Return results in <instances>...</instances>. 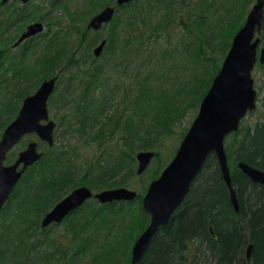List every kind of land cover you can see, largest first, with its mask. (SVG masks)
<instances>
[{
  "label": "trees",
  "instance_id": "16d2710c",
  "mask_svg": "<svg viewBox=\"0 0 264 264\" xmlns=\"http://www.w3.org/2000/svg\"><path fill=\"white\" fill-rule=\"evenodd\" d=\"M99 1L90 0L92 6L89 10L97 8ZM114 1L108 0L107 4H112ZM168 1L170 4L173 2ZM203 2L202 20L199 23L201 26L208 22L209 15L206 9L210 10L216 4L221 16L219 21L216 17L214 25L210 26L213 31L216 30L215 26L222 27L224 23L234 22L231 33L226 38L225 45L229 47L233 36L241 28L253 0H204ZM163 3L162 0H151L147 5L134 0L119 7L115 18L108 24L105 54L109 52V55H115L118 51L128 54L130 46L133 45L131 41L139 40V24L144 25L146 18L150 15L149 12ZM168 8L171 9L170 6ZM1 13L4 12L0 11ZM164 16L169 19L170 14L163 15V18ZM25 18L26 16L22 14L15 17L13 22L8 21L10 23L7 24L8 28L9 25L10 28L16 27L21 22V29ZM164 25L168 26L169 22L163 20L156 24V28ZM4 26L5 24L3 28ZM10 31L11 29L8 35L0 36V47L3 49L0 56V72L4 67L3 64L9 63L10 68L7 67L3 74L11 69L13 73L11 80L18 78L16 82L18 99L13 101L14 98L0 97V127L2 129L17 116L23 99L32 90L37 89L41 80L61 73L66 64L75 62L73 57L68 59L70 55L67 52L69 36L71 33H76L72 29L70 33L65 34L54 31L50 39L45 37L44 41H41L47 42L43 45L38 43L35 46L32 39L22 47L24 49L21 54L9 58V52L6 53L4 47L9 46L10 39L12 40L13 35H10ZM209 31L212 30L209 29ZM87 35L88 30L84 29L83 38ZM98 39L99 37L95 36L90 38L89 47L94 46ZM71 51L72 47L69 52ZM189 52L193 58L199 59L203 51L195 48L192 53L191 48ZM87 55H89L88 52ZM128 60L129 58L126 57L125 63ZM95 61L97 59L93 58L94 66L89 73L83 92L85 104H79L77 107L76 121L80 123V126L76 130L81 133H88L86 127L97 119L98 114H103L104 106L109 98L107 94L103 96L98 101L99 108L91 106V103L98 100L92 93L94 89L95 92L98 90V87L95 88L96 85L102 84L101 75L104 72V66L95 64ZM120 65L121 60L117 63V66ZM215 69L216 71L207 80L203 79V73L193 74L191 90L203 88L197 96V101L202 99L211 86L212 79L219 68ZM76 77L75 73L69 75L68 91L73 88L75 79H78ZM3 78L4 76H0V80ZM23 79L30 81V84L24 88L21 84ZM140 86V94L137 100L135 99L136 107L133 110L140 115L139 122L142 125L139 126L132 115H128L125 119L122 114L115 115L109 118L114 127L111 130L108 125L106 128H100L94 136L96 140H103L107 136V129L110 135H113L116 130H122L126 133H124L125 140L129 145L140 151L148 150L155 141V135H153L155 128H160L161 133L170 131L190 103L185 100L179 104L175 102L177 97L184 94L183 88L155 87L149 78L140 82ZM191 90L188 94L193 95ZM151 93H155L156 97L152 98ZM91 94L92 98L87 100ZM148 115H152V119L144 122L143 118ZM235 145L236 147H233V144L225 147L230 165L232 159L237 162V166L231 168V173L241 202L240 210L235 211L217 157L213 153L210 154L192 181L189 193L181 207L169 223L163 225L154 235L138 263H132L131 248L136 238L147 227L150 215L141 207L132 206V202L99 203L98 200L95 203L86 202L65 218L68 220V234H71V238L68 241H62L56 252L48 248L52 242L50 229H43V237L41 235L39 238L36 237L40 216L49 211L53 200L63 198L60 193L61 188L71 186L75 180V159L66 150L50 148L27 169L1 211L3 221L0 223V264H52V262L56 264H264V184L252 181L238 167L239 161H245L264 169V125L257 123L253 130L249 129L246 136ZM135 161L133 153L127 152L116 157L112 169L101 174L97 184L118 179L116 186H124L134 173ZM124 170L127 171L125 175ZM137 199L141 201L142 196L139 195ZM139 215L142 217L140 223ZM33 225H36L35 231L31 230ZM54 225L58 224L54 223ZM249 240L254 243L250 261L247 259L245 249ZM53 242H56V238ZM193 248L198 253L196 258H194L195 254L192 255ZM197 258H201L203 263L197 262Z\"/></svg>",
  "mask_w": 264,
  "mask_h": 264
},
{
  "label": "rangeland",
  "instance_id": "374dc122",
  "mask_svg": "<svg viewBox=\"0 0 264 264\" xmlns=\"http://www.w3.org/2000/svg\"><path fill=\"white\" fill-rule=\"evenodd\" d=\"M107 1L108 0H100L97 4V8L91 10H89L92 6L90 0H31L27 4L16 2L14 5L6 8L7 10L9 9L10 12L9 15H6L5 19H9L10 23L13 22L15 17L22 14L26 16L22 25H24L26 20L30 22L43 17L42 21L45 23V33L42 35L46 36L34 39L33 44L35 46H37L38 43H42V45L47 43L41 41H44L45 37L46 39H50L54 31H60L61 34H65L67 32L70 33V29H72V31H76V33L70 34L69 44L67 45V52L70 55L68 59L73 57L75 62H70L69 65L65 63L66 65L63 71L56 74L59 75V78L55 90L48 100L50 118L56 123L54 129V144L49 145L46 141H43L36 132L28 133L8 153L5 163H13L17 159L20 151L24 150L30 141H37L39 143V150L43 152L48 151L52 147H54L55 150L62 149L68 151L71 157L75 159L74 165L76 173L73 184L71 186L69 185L70 187L65 186L61 188L60 193L64 197L76 186L85 185L94 192L107 189V187H117L118 179H114L110 182H99V184H97V179L101 174L112 169L116 157L122 156L127 152L133 153L136 158L134 173L131 175V178L126 181L124 186L138 191L142 199L141 201L139 199L132 201V206L135 208L136 206L139 208L141 207V209L144 210L143 197L150 182L158 178L163 169L172 160L183 137L199 112L204 96L199 101H197V96L201 93L203 88L201 90H191V78L194 73H203V79L207 80L208 77L216 71L215 68H219L218 71L220 70L224 58L231 46L227 47L225 44L227 36L231 33L232 24H234V22L229 24L224 23L222 27L215 26L216 30L213 31L210 26H212V24L214 25L213 22L216 17L217 21H219L221 16L220 10L216 8L217 4L214 7L212 6L210 10L206 9L208 11L207 15H209L207 19L208 22L206 24L202 22L203 25L201 26L199 23L202 20L201 11L204 8L202 6L204 0H172L174 2H172V4H170L168 0H162L164 3L160 5V7L149 12L150 15L146 18V23L144 25H142V23L139 24V40L131 41L133 45L130 46L128 54L118 51L115 55L113 54V56L109 55V52L105 54L104 51L101 56L95 57L93 53L94 46L89 47L90 38L94 36L100 38L105 37L109 32V25L95 32L87 29V23L92 15L108 5ZM139 1L147 5L151 2V0ZM255 1L256 0H253L248 7L242 25ZM100 3L105 4L102 6L99 5ZM167 5L170 6V10ZM167 13L170 14L169 19H166L165 16L163 18V15ZM163 20L169 22V25L156 28V24L161 23ZM20 24L21 22L18 26L11 27L10 35H13V41L16 40V37L20 34ZM163 24H165V22H163ZM84 29L88 30L86 38H83ZM209 29L212 31H209ZM262 32L264 34V29ZM22 47L21 45L18 47L12 46V49L8 53L9 58L21 54L24 49ZM40 47L39 45V48ZM71 47L72 51L69 52ZM261 47L262 43H260L258 47L259 54ZM191 48L192 53H194L195 48H199L203 51L200 53L201 57H199V59L198 57L193 58L191 56L189 52ZM87 52L89 55H87ZM126 57H128L129 60L125 63ZM93 58L97 59L95 64H102L104 66V72L101 75L103 78V80H101L103 81L102 84L96 85L95 88L98 87V90L95 92L94 89L92 93L93 97L98 98V100L95 103H91V106L93 108H99L98 101L106 94L109 98L104 106L103 114H98L97 119L92 123L90 122L86 127V132L88 133H81L76 130L80 126V123L76 121L77 107H79V104H85L83 103V92L85 91V84L89 78V73L94 66ZM68 59H66V61ZM120 60L121 65L117 66ZM8 64H3L4 67H1L0 76H4V78L0 80V97L14 98L13 101H15L18 99L16 96L18 90L16 82L18 78L16 77L11 80L13 76L11 69L7 70L6 74H3L7 67L10 68ZM71 73L77 74L76 78L78 79H75L73 88L68 91V80ZM215 76L216 75H214V77ZM252 77L254 79V88L257 91V106L242 119L239 127L240 129L236 131V133H231L226 137L225 146L233 144V147H236L235 144L246 136L249 129L253 130L257 123L264 125V63L260 61L256 63L252 71ZM148 78L155 87L163 86L169 89L183 88L185 90L184 94L177 97L175 102L179 104L185 100V102L190 101V103L186 107L184 114L177 119L170 131L161 133L159 131L160 128H155L153 131L155 141H153V145L148 148V150H153L155 155L149 166L142 173H138V160L136 155L140 150L133 148L134 146L132 147L126 142V133L122 130H116L113 135H110L109 129L111 130L114 126L110 123L109 118L122 114L125 119L128 115H132V117L138 121L139 126L142 125V123L139 122L140 115L136 111L134 112L133 109L136 107V104H134L135 99L137 100L140 94V82L142 83ZM104 79L106 81H104ZM42 81L43 80L40 81V84ZM21 82L23 88L30 84V81L25 79ZM190 90L194 93L193 95L188 94ZM35 91L36 89L32 90L30 94ZM92 94L87 100L92 98ZM150 96L153 98L156 97V94L151 93ZM22 103L23 102H21L20 107ZM151 103L157 104L155 101H151ZM143 119L145 120L144 122H149L152 119V115H148ZM107 125L109 126V129H107L108 132L106 133L107 136L101 141L96 140L94 136L99 132V129L106 128ZM5 128L2 129L0 127V139ZM235 166H237V162L232 159L230 167L234 168ZM126 172L127 171L124 172V175ZM120 186L121 185H118V187ZM97 200L96 198H91L87 202L95 203ZM58 201L59 199L53 200L52 205L49 206V210ZM45 214L44 212L40 216L38 225L40 228L38 227L39 231L36 237L39 238L40 235L43 237L42 230L50 229L49 233L52 242L49 244L48 248L56 252L58 245L62 241H68L71 238V234H68V220L62 221L58 223V225L51 224L49 227L43 228L41 226V221ZM138 220L139 223L142 220L140 215ZM2 221L3 216L1 213L0 223ZM35 226L36 225H33L32 231H35ZM55 238L56 242H53ZM194 254V258H196L198 253L195 248H193L192 251V255ZM196 261L203 263L201 258H197ZM52 264L56 263L52 262Z\"/></svg>",
  "mask_w": 264,
  "mask_h": 264
},
{
  "label": "water",
  "instance_id": "95a60500",
  "mask_svg": "<svg viewBox=\"0 0 264 264\" xmlns=\"http://www.w3.org/2000/svg\"><path fill=\"white\" fill-rule=\"evenodd\" d=\"M6 1V0H5ZM27 2L28 0H23ZM134 0H116V5H108L95 14L88 27L100 29L104 23L113 20L117 7ZM264 28V0H256L249 10L245 22L235 34L222 66L204 95L199 112L183 137L178 150L160 176L152 180L143 197V208L150 215L144 231L132 246V263H138L147 247L159 231L169 223L187 197L192 181L199 173L210 154H215L225 183L230 190L235 210L240 204L233 184L231 167L225 140L228 135L239 130L242 119L257 106V91L254 88L252 71L258 61L264 63V40L259 34ZM44 30V23L35 21L27 26L16 45L26 38ZM258 35V36H257ZM107 44V39L94 48L99 57ZM59 75L42 81L36 91L23 100L17 116L7 125L0 139V213L13 193L16 185L27 169L44 154L37 141H30L20 151L17 159L6 164L8 153L28 133L36 132L49 145L54 144L56 123L50 118L48 100L54 92ZM155 152L141 150L137 153L138 173L150 164ZM238 167L254 182L264 184V170L245 161ZM139 193L125 186L107 188L94 192L88 186L74 188L59 200L42 218L41 226L46 228L53 223H61L71 212L81 207L91 198L101 203L114 201H135ZM253 245L246 249L250 261Z\"/></svg>",
  "mask_w": 264,
  "mask_h": 264
},
{
  "label": "flooded vegetation",
  "instance_id": "af4514ba",
  "mask_svg": "<svg viewBox=\"0 0 264 264\" xmlns=\"http://www.w3.org/2000/svg\"><path fill=\"white\" fill-rule=\"evenodd\" d=\"M31 0H28L27 2H24L23 0H0V11L2 12H4V13H1L0 14V36H1V34L3 35V34H5V36L6 35H8V32H9V29H11L10 28V25H9V28H8V26H7V24H10L8 21H9V19L7 20V19H5L6 18V15H9V10L7 11V7L8 6H11V5H14V3H16V2H22L23 4H27V3H29ZM108 5H116V0L114 1V3H112V4H108ZM108 5H106V6H108ZM106 6H104V7H106ZM103 7V8H104ZM117 7V9H116V12H115V15H116V13H117V11H118V9H119V7H121V6H116ZM102 8V9H103ZM102 9H100L99 11H101ZM98 11V12H99ZM98 12H96L95 14H97ZM94 14V15H95ZM94 15H92V17L94 16ZM115 15H114V18H115ZM91 17V18H92ZM90 18V19H91ZM113 18V19H114ZM90 19H89V21H90ZM43 19L42 18H40V19H38V20H34V21H30L29 22V20L27 21H25V23H24V25H23V27L21 28V30L19 31V35H18V37H16V40H11L10 39V43H9V46H6V47H4L5 48V51H6V53H8V52H10V50L12 49V46L13 47H18V46H25L30 40H32V39H37V38H39V37H42V36H44V35H42V34H44L45 33V31L43 30V31H41L40 33H37V34H35V35H33V36H30V37H28V38H26L25 40H23L22 42H20L19 44H17L16 45V42L18 41V39H19V37L21 36V34L27 29V26L30 24V23H32V22H35V21H41V22H43L42 21ZM89 21H88V23H89ZM111 22V21H110ZM110 22H107V23H104L103 24V26L100 28V29H93V28H89L88 27V23H87V29L88 30H91V31H95V32H98V31H100V30H102L103 29V27H105L106 25H108ZM44 23V22H43ZM3 24H5V26H4V28H3ZM44 29H45V23H44ZM264 29V28H263ZM260 36V38H261V43L263 42V40H264V34H263V32H261L260 34H259ZM103 39H106L105 37H102V38H100L99 37V39H98V41H97V43L94 45V48L97 46V45H99L101 42H102V40ZM10 44H11V46H10ZM107 45V44H106ZM106 47V46H105ZM94 48H93V53H94ZM1 49H2V47H0V56L2 55L1 54ZM3 50V49H2ZM105 50V49H104ZM104 52V51H103ZM95 56V55H94ZM101 56V55H100ZM96 57V56H95Z\"/></svg>",
  "mask_w": 264,
  "mask_h": 264
},
{
  "label": "bare ground",
  "instance_id": "6f19581e",
  "mask_svg": "<svg viewBox=\"0 0 264 264\" xmlns=\"http://www.w3.org/2000/svg\"><path fill=\"white\" fill-rule=\"evenodd\" d=\"M230 164V163H229ZM258 168H260V167H258ZM260 169H262V170H264L263 168H260ZM235 187V186H234ZM229 189V188H228ZM235 189H236V187H235ZM229 193H230V190H229ZM238 193V192H237ZM238 199H239V204L241 205V202H240V198L238 197ZM230 200H231V197H230ZM231 203H232V201H231ZM232 205H233V203H232ZM233 207H234V205H233ZM241 207V206H240ZM235 209V208H234ZM239 210H240V208H239ZM238 210V211H239ZM236 212H238L237 210H235ZM250 241V240H249ZM249 245H253V249H254V243L252 242V241H250V242H248L247 244H246V246H245V249H247L248 247H249ZM149 246V245H148ZM210 257V256H209Z\"/></svg>",
  "mask_w": 264,
  "mask_h": 264
}]
</instances>
